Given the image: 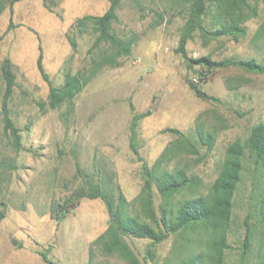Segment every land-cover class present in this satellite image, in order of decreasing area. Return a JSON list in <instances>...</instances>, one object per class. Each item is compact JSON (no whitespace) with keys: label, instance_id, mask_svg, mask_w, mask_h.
<instances>
[{"label":"rangeland","instance_id":"374dc122","mask_svg":"<svg viewBox=\"0 0 264 264\" xmlns=\"http://www.w3.org/2000/svg\"><path fill=\"white\" fill-rule=\"evenodd\" d=\"M1 1L5 6L0 12V212L4 213L0 264H36L42 260L38 251L46 252L55 264H87L90 260L92 264H128L117 255H103L92 245L109 223L101 198H80L60 222L52 216L51 204H63L66 197L85 186L83 175L103 168L119 186L116 192L120 190L129 201L138 195L143 185L142 161L129 145L130 102L137 112L152 110L138 124L137 142L143 159L151 166L166 147H173L176 153L168 161L169 167L187 166L205 190L217 176L227 144L244 138L255 123L264 120V73L237 66L209 71L190 65L178 51L185 13L175 4L177 0H121L113 27L122 36L135 35L131 53L122 56L119 65L99 70L76 94L69 112L66 105L52 109L47 104L49 83L37 66L39 53L56 86L63 83L65 71H86L100 51H90L93 36L75 33L72 26L83 15L102 14L109 1L19 0L12 6L8 0ZM263 18L264 3L259 1L258 15L245 22L246 36L236 41L196 32L186 43L187 54L264 61V41L252 42ZM204 24L209 28L211 22L207 18ZM68 36L75 37L74 47ZM5 58L15 73L9 113L20 129V150L11 144L1 113V63ZM194 79L220 102L197 97L188 85ZM166 127L179 129L196 150L177 147L180 138L164 131ZM198 127L214 133L211 150L198 139ZM251 180L246 171L235 196L228 233L231 249L224 264L239 263L247 216H251L250 225L260 230L252 208ZM159 200L155 191L156 204ZM125 239L142 260L149 240ZM175 241L176 236L170 235L154 245L155 258L147 259L148 264H165L166 258L172 257ZM91 247L95 255L90 259ZM257 247L256 238L250 264H255Z\"/></svg>","mask_w":264,"mask_h":264},{"label":"trees","instance_id":"16d2710c","mask_svg":"<svg viewBox=\"0 0 264 264\" xmlns=\"http://www.w3.org/2000/svg\"><path fill=\"white\" fill-rule=\"evenodd\" d=\"M19 0H8L9 6ZM108 8L100 15L86 14L76 19L73 24L75 33L93 36L90 51H100L92 59L86 71L64 72L63 83L56 86L49 79L43 67L42 52L37 58V66L42 77L49 83L47 104L52 109L67 106V112L73 104L74 97L87 82L104 66H117L122 56L131 53L136 40L135 35L122 36L117 33L113 23L118 19L117 9L121 0H108ZM264 0H177L176 5L185 13V21L178 42V51L190 65H200L207 70L217 67L237 66L248 72L264 73V61L255 57L212 59L209 55L190 57L186 43L198 32L204 37L229 36L238 41L246 36L245 22L258 15V3ZM0 2V12L4 8ZM211 25L205 27V20ZM71 45H76L75 37L68 36ZM264 41V18L252 35V42ZM1 74L4 90L1 99L4 130L11 138L15 150L23 149L20 129L15 125L9 113V102L13 96L16 81L15 73L9 58L1 63ZM194 94L205 100L220 102L219 98L208 94L198 84L188 81ZM229 86V84H228ZM132 112L129 123V145L133 153L142 161L141 174L143 185L138 195L127 200L113 183L106 169H96L91 175H83L85 186L77 188L66 197L63 204L52 203V216L60 222L82 197L101 198L109 215L106 230L96 237L92 245L100 249L103 255H117L128 264H148L147 259L154 260V245L170 235L176 236L172 247V257H167L165 264H224L226 253L231 249L228 233L233 219V208L238 187L246 171L251 174V199L254 213L258 216L260 230L257 232L245 219V234L241 242L238 264H250L252 244L257 238L255 264H264V120L255 123L244 138H236L227 144L224 157L217 176L204 190L200 179L188 172L187 166L177 164L169 167L168 161L175 155L173 147H166L157 160L150 166L139 152L137 137L140 119L151 114L147 109L137 112L130 102ZM164 131L176 133L180 139L177 147L194 149L195 144L179 129L166 127ZM197 137L211 150L215 135L198 127ZM185 146V147H184ZM1 167V165H0ZM81 172V171H80ZM103 172H106L105 175ZM155 191L159 194L156 204ZM2 203L0 202V205ZM4 213L0 212V220ZM249 217V218H248ZM125 237L144 238L149 240L141 260L131 248ZM42 258L55 264L44 251H38ZM95 255L90 249V259ZM87 264H92L91 260Z\"/></svg>","mask_w":264,"mask_h":264},{"label":"crops","instance_id":"0c3cea01","mask_svg":"<svg viewBox=\"0 0 264 264\" xmlns=\"http://www.w3.org/2000/svg\"><path fill=\"white\" fill-rule=\"evenodd\" d=\"M39 257L42 258L40 255H39ZM35 262H36V264H51L48 261L44 260L43 258H42L41 262L39 260L38 261H35Z\"/></svg>","mask_w":264,"mask_h":264},{"label":"built area","instance_id":"2783aa9c","mask_svg":"<svg viewBox=\"0 0 264 264\" xmlns=\"http://www.w3.org/2000/svg\"><path fill=\"white\" fill-rule=\"evenodd\" d=\"M206 75V72H204V76ZM194 82L195 83H198L199 82V80L198 79H194Z\"/></svg>","mask_w":264,"mask_h":264}]
</instances>
